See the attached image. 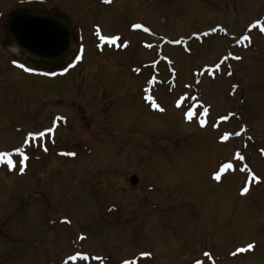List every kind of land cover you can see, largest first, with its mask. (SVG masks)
Wrapping results in <instances>:
<instances>
[{"label": "rangeland", "instance_id": "obj_1", "mask_svg": "<svg viewBox=\"0 0 264 264\" xmlns=\"http://www.w3.org/2000/svg\"><path fill=\"white\" fill-rule=\"evenodd\" d=\"M29 2L70 20L55 76L12 63ZM262 29L264 0H0V264H264Z\"/></svg>", "mask_w": 264, "mask_h": 264}, {"label": "water", "instance_id": "obj_2", "mask_svg": "<svg viewBox=\"0 0 264 264\" xmlns=\"http://www.w3.org/2000/svg\"><path fill=\"white\" fill-rule=\"evenodd\" d=\"M7 44L16 45L36 63L47 66L64 62L70 53L74 32L65 14L24 5L13 9L4 24ZM131 183L138 182L133 175Z\"/></svg>", "mask_w": 264, "mask_h": 264}, {"label": "snow or ice", "instance_id": "obj_3", "mask_svg": "<svg viewBox=\"0 0 264 264\" xmlns=\"http://www.w3.org/2000/svg\"><path fill=\"white\" fill-rule=\"evenodd\" d=\"M106 2H110V0H106ZM257 23H259V21H257ZM133 27L134 28H140L142 26L141 25H133ZM145 30L147 31V29H145ZM262 30H264V29H262ZM102 39H111L112 41H116V40L119 39V37H110V38L109 37H102ZM149 47H151V45H149ZM229 55H232V54L229 53ZM236 58L237 59H240L239 57H236ZM223 59H227V57H224ZM20 67H23V65H20ZM214 67L218 70L220 68V64H216ZM29 71H31V69H29ZM136 71H140V69H136ZM149 99H151V97H149ZM179 103L180 102L177 101V105L178 106H179ZM155 107L159 108L160 106L159 105H155ZM161 110H163V109H161ZM204 111L207 112L208 109L205 108ZM188 118L189 119L191 118V115L190 114H188ZM221 119H226V117H221ZM200 123L203 126L205 124V121L204 120H201ZM50 132H52V129L51 128L47 129L46 131H42V132H38V133H29L28 135L30 137H33V138H36V137L43 138L46 135V133H50ZM236 134L238 135L239 133H236ZM227 136H228V134H225L224 136L221 137V139L222 140L227 139ZM15 151L17 153H20V155L23 157V160L21 161V163L23 164V162L28 159L27 155L24 154V151H23L22 148H16ZM45 151H47V148H45ZM71 155H75V153H72ZM237 155H239V153H237ZM4 157L7 158V164L9 166V168L15 167L14 162L11 159V156H10L9 153L0 154V158H4ZM240 159H243V156H240ZM223 167L225 169L232 168V164L231 163H228V164L223 165ZM19 170H20L21 173H23L25 169L22 166V167H20ZM214 175H215V179H217V180H219L221 178L220 172H217ZM256 179L259 180V177H256ZM241 191L242 192H247L248 191V188L247 187L242 188ZM80 238L83 239L84 237L81 236ZM253 247H254L253 244H248L247 245V250H251ZM237 251H240V250L238 249ZM77 255L78 256H81L82 255L83 259H87L88 258V254H80V253H77ZM142 255H149V253H143ZM205 255H208V254L205 253ZM233 255H235V253H233ZM73 258H75V257H73ZM96 259H100V257H96ZM122 264H128V262L127 261H123ZM198 264H199V262H198Z\"/></svg>", "mask_w": 264, "mask_h": 264}, {"label": "flooded vegetation", "instance_id": "obj_4", "mask_svg": "<svg viewBox=\"0 0 264 264\" xmlns=\"http://www.w3.org/2000/svg\"><path fill=\"white\" fill-rule=\"evenodd\" d=\"M22 4V3H21ZM31 4L33 5H36V6H33L35 8H39V9H43L45 10V7H44V3H41V2H31ZM39 6V7H38ZM40 7H43V8H40ZM50 11L51 13H60V14H64L60 9L59 7H56V6H52L50 7V9L48 10ZM3 30H4V37H5V34H6V31L4 29V26H3ZM75 37V36H74ZM77 38V36H76ZM5 40H6V37H5ZM78 40V38H77ZM79 41V40H78ZM7 43V42H6ZM76 53V52H75ZM75 55V54H74ZM74 57V56H73ZM30 60H32L35 64H30L28 63L27 61H23V60H15V59H12V63L14 64L15 67L17 68H21L23 70H25L26 72H29V73H37V74H47V75H51V76H55L56 74L58 73H61L64 69H65V66H66V63L63 64V62L61 63L60 61H57L56 62V65H52L50 62H47V66L45 65H41V64H38L35 62V60H33L32 58L28 57ZM68 64V63H67ZM20 65H23V67H20ZM29 69H31V71H29ZM57 128V127H56ZM47 130V129H46ZM46 130H43V131H46ZM56 129H52V131H55ZM42 132V131H41ZM51 133V132H50ZM50 133H46L45 136L49 135ZM85 148V147H84ZM83 149V148H82ZM43 155L44 154H48L49 152H46V151H43L42 152Z\"/></svg>", "mask_w": 264, "mask_h": 264}, {"label": "bare ground", "instance_id": "obj_5", "mask_svg": "<svg viewBox=\"0 0 264 264\" xmlns=\"http://www.w3.org/2000/svg\"><path fill=\"white\" fill-rule=\"evenodd\" d=\"M16 49V48H15ZM17 50V49H16Z\"/></svg>", "mask_w": 264, "mask_h": 264}]
</instances>
